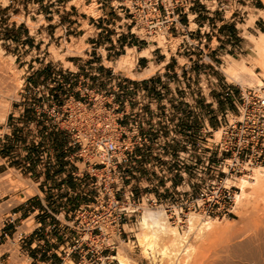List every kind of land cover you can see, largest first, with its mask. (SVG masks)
Instances as JSON below:
<instances>
[{
  "label": "built area",
  "instance_id": "obj_1",
  "mask_svg": "<svg viewBox=\"0 0 264 264\" xmlns=\"http://www.w3.org/2000/svg\"><path fill=\"white\" fill-rule=\"evenodd\" d=\"M109 9L125 25L130 37L145 41L185 30L181 17L187 18L191 10L225 12V4L222 0H111ZM189 33H182L177 52L187 55L200 68L201 59L194 57L203 53L205 39L194 41ZM94 68L93 75L77 80L65 78L57 70L43 84L34 85L26 78L19 109L21 113L32 110L34 121L19 123L12 119L14 125L7 124L11 128L25 127L24 131L45 127L52 136L66 135L62 147L54 145L55 152L41 148L36 173L26 175L29 180L33 177L39 188V178H53L60 168L62 180L70 177L78 186L76 196L88 202L75 211L72 222L64 229L58 227L57 219L47 222L44 237L60 229L61 241L54 251H44L43 237L28 240L42 228L35 226L41 215L39 208L28 204L35 195L18 192L24 201L15 206L9 204L8 210L2 212L0 232L16 222L9 212L25 206L30 214L19 226L31 220L33 229L21 234L18 244L25 245L29 253H35L37 258L44 253L50 261L56 257L61 262L75 256L72 264H112L120 244L130 242L126 235L133 233L143 214L163 215L173 225H181L190 215L209 220L231 218L240 194L237 179L245 177L252 168L264 167V82L260 86L239 87L236 96L227 88L234 115L229 121L230 112H225L224 122L216 129L205 123L197 107V112L192 111L195 120L187 119L178 102L191 105L185 98L177 97L172 102L176 105H162L165 111L156 113L150 124L151 117L141 98H145L148 87L161 90V85L151 81L149 85L134 84L111 67ZM170 91L171 94L174 89ZM115 93L125 97V112L114 101ZM137 97H141L139 101ZM165 99L169 101L160 98ZM174 107L179 110L174 112ZM10 153L13 158L14 153ZM29 167L30 162H24L17 171L21 175ZM67 195L71 196V189ZM44 211L52 217L46 208ZM21 227H15L16 234ZM14 239L15 236L6 238L5 242L14 245ZM6 254V259H10L9 251ZM18 256L28 258V253L19 247Z\"/></svg>",
  "mask_w": 264,
  "mask_h": 264
},
{
  "label": "rangeland",
  "instance_id": "obj_2",
  "mask_svg": "<svg viewBox=\"0 0 264 264\" xmlns=\"http://www.w3.org/2000/svg\"><path fill=\"white\" fill-rule=\"evenodd\" d=\"M68 1L69 0H0V140H4L7 124L11 123L14 125L11 121L12 119L19 123H32L34 121V113H32V110H26L21 113V109H19L22 99L21 90L25 85V78H33L36 80L35 74L37 71H39L42 66H47L49 63L45 65L43 62L38 61L30 63L27 69L28 71L31 68L33 70L29 75H26L27 71L21 69L23 65H25V63L22 62L23 58H53V60L62 62L64 58L74 56H81V58H84L83 51L88 48L84 44V40L90 35V32H87L81 38L77 36L76 38L75 36L71 37L69 26L66 25V23L70 21L67 17L71 16V13L67 11L68 15H65L64 8L65 6L69 8L71 4L81 6L82 12L93 18H97L98 14L94 13L96 5L94 1H92L89 7H84L85 3L83 0ZM222 1L225 4V12L208 13L209 15L203 12L204 14L199 16L196 20H208V25L210 26L203 30V34L206 37L204 43L206 52L210 53L211 48L223 50V63L222 66H218V71H216L220 79L214 82L216 85L215 90L207 94L209 98H213V101L217 102L221 111L222 109H226L230 112L228 116L230 121L232 115H234V110L231 108L232 100L230 101V97L227 96L228 93L226 89L228 88L236 96L239 87L244 89L254 84H259V80L264 82V71L258 67L254 55L247 50L249 37L255 39L260 33L264 32V21L261 16L264 5L260 0ZM37 2H44L43 6L45 9L49 6L61 7V9L58 10L62 12L60 15L57 10L50 12L52 16L56 17V15H58L57 20H59L60 24L56 27V31L53 29L50 30L51 27L43 28V17H35L36 10L39 9L32 6V4ZM48 2H51V5H48ZM59 2L64 3L65 6H60ZM210 2L211 1H208V6L211 5ZM45 9L44 11H46ZM7 13H9L8 16H6ZM48 13L49 12L46 11V14ZM52 16L47 17L46 20H52ZM83 18L86 17L83 16ZM189 19L190 29L193 30L195 26L191 22L192 17H189ZM117 20L118 22L120 21L119 18H117ZM12 23L18 25V28L14 31H11V27H8V25ZM24 24H26L31 33L30 40L34 42L33 45H31L32 48L28 47L25 50L23 48H17L19 39L24 35V31H19V26H24ZM82 24V28L85 29L86 24ZM211 24L213 26H211ZM59 26H61V28H59ZM113 32L114 31H112V33ZM112 33L108 30V35ZM48 36H50V38ZM180 41L181 38L173 34L172 36L165 35L149 38L145 41H139V43L142 44L147 42V44L145 43V47L149 50V54L156 49L152 55L157 58H159L160 53L165 57L167 54L180 57L181 55L177 52ZM40 44L49 45L48 52L45 51V46L39 47ZM100 52L105 56L102 50ZM126 53L127 50H125V52H118L113 62L108 64L105 63V66L111 67L119 75L131 77L125 71L115 69L116 61ZM133 53L135 52L133 51ZM136 55L137 53H135V56ZM230 56L231 59L234 60L231 61V63L240 65L242 62H245L249 66L251 69V76L245 77V79L248 80L247 82L250 81V85L245 81L238 83L231 81L222 73V70L228 65ZM183 63V59L178 60V76L177 73H173L170 75L169 81L166 82L169 88H174L173 93H171L170 101H175V97L181 98V100L186 97L184 95H179V93H183V91H178V88H183L182 85L183 83L185 84V78L181 76L179 71L180 65ZM175 66L176 63H173L171 72H173ZM124 69L130 71L133 68L130 69L126 66ZM205 81L210 82L209 79H204V84ZM170 92L172 91H169V93ZM183 105H186L184 101L178 102L179 108ZM205 106L209 107L210 105ZM173 110L175 112L179 109L178 107H174ZM203 114L205 119L207 115H209V113ZM211 118V120L215 119V117ZM221 121L222 123L224 122L223 118H221ZM23 128L25 127L12 126L11 137H9L11 145H9V147L11 152L14 153L12 156L13 158L8 159L6 162L0 159V167L3 168V170H1L3 173L0 174V203L7 200L9 196L14 195L8 202L0 205V215L3 211L8 210L7 206L9 204L15 206L24 201V199L22 200L18 196L19 191L24 192L26 196H33L37 193V181L33 180V177L29 180L26 174L30 172L34 176L36 173V167L40 165L38 156L42 152L41 148L48 150L49 153H53L56 151L54 145H57L59 149L67 141V136L63 135V133L52 136L50 133L46 132L45 127L39 131H37L36 128H29L24 131ZM1 145L4 146L3 143H1ZM6 149V147L0 148V156L9 153V150ZM28 161L30 162V167L22 171L20 175V172L17 170L23 166L24 162ZM8 162L9 164L5 165V163ZM80 168H82V166H80ZM249 187L250 183L246 185L244 197L242 196L239 198V204L236 205L234 215L226 220H213L218 231L214 234H206L203 238L198 235L204 222H202L200 216H198L199 218L195 216L196 220L192 225L193 228L190 230L187 229V222L181 225H173L168 223L163 216L162 218L167 223V226L175 228L182 237L179 244L177 243L178 241H172L171 238H161L160 248L162 246L168 247L172 243L174 244V242L178 244V246L175 244V246L172 247L171 245V247H169L171 250L170 252L174 253V255L163 257L158 251L153 255H150V252L148 256L143 254V250L136 242L137 236L141 233L139 228L141 218L137 219V224L135 225L133 233H127L126 235L130 242L128 244L121 243L117 253L127 258L131 264H264V185L256 193H253L251 190L252 188ZM155 218H157V216ZM32 229L31 220L24 222L23 226L19 228L18 233L15 235L14 245L9 241L5 242V240L0 237V264H33L28 258L18 256V250L19 247H21L20 244H18L20 235L30 233ZM7 251L11 254L10 259H6ZM112 264L118 263L114 261Z\"/></svg>",
  "mask_w": 264,
  "mask_h": 264
},
{
  "label": "crops",
  "instance_id": "obj_3",
  "mask_svg": "<svg viewBox=\"0 0 264 264\" xmlns=\"http://www.w3.org/2000/svg\"><path fill=\"white\" fill-rule=\"evenodd\" d=\"M61 1V0H59ZM84 1V7H89L92 3V1L95 2L96 8L94 9V13L98 14L97 18H93L92 16L86 15L81 10V6H76L71 4L69 8H66L64 3L59 2L60 6H65L64 11L65 15H68L67 11L71 13V16H68L67 19H70L66 25L69 26V30L71 31V37L81 38L84 36L87 32H90V35L84 40V44L88 47L83 51V57L81 56H74L70 58H64L63 62L59 60H53V58H23L22 62L25 63L21 69L26 70V75H29L32 72V68L28 71V66L30 63L43 62L44 65L48 64L47 66H42L39 71L35 74L36 80L33 78H29V80L34 85L43 84L44 82L50 80L51 74L53 70H57L59 73L65 75V78H68V76L73 77L75 80L82 76H89L93 75L94 67L100 66L105 69L108 67L105 66V63H112L115 59L114 57H117L118 52H125V50H131L137 53L146 52L147 56L137 57L136 62L133 64V69L129 71V74L131 77H126L123 75H120L121 77H124L128 80H131L138 84H144L149 85V82H153L154 84H160V88L155 87H148L147 92L145 93L144 97H137L138 101H143V104L145 105V110L149 112L150 120L149 123H154L155 121V114L160 113L162 111H165V109L162 107V105H166L168 107V102L170 101V93L169 88L166 82H168L170 75L173 73H177V66H178V60L183 59L184 63L180 65V73L183 78H185V84L183 83V88H178L180 91H183V93H179V95H184L185 101L189 102L191 106H181L180 110L184 114V116L187 119H193L195 120V115L192 111L197 107L198 111L202 113L201 116L204 118L203 113H209L207 115L206 119L204 118L205 123L208 124V126L211 129H216L219 124H221V118L225 112H229L226 109L220 110L218 107V104L216 101H213V98H209L208 94L210 91L215 90V84L214 82H217L220 79L219 74L216 73L218 71V66H222L223 63V50L222 49H216L211 48V52L207 53L205 50V47L203 49V53L201 55H196L194 58H197L198 61L201 59V63L203 65L200 68H196L194 62L190 61L189 57L187 55H181L174 56L167 54V56H163L161 53L159 54V58L156 56H153L152 53L156 51H151L152 53L149 54V50L147 47H145V43L140 44V40H136L133 37H130L128 35V29L122 25L117 20V16L115 14H112L109 9V2L111 0H83ZM68 2H71L70 0ZM44 2H37L35 4H32V6L37 7L36 15L35 17L42 16L44 20L43 28L45 27H51L50 30H57V26L60 24L58 19V15L52 16L50 12H53L54 10H57V12L62 14L61 11H58L61 9V7H45L43 6ZM48 5H51V2H48ZM6 9V8H3ZM49 12L46 14V11ZM204 13L202 11H198L197 9L191 10L189 14H187L186 17H181V24L185 27V30L177 31L174 35L176 37H182V33L185 31H190L189 36L190 39L196 41V40H204L206 41V37L203 34V30L206 27H210L208 24V20L205 21H199V16L203 15ZM9 13L6 14L8 16ZM52 20H46L47 17H51ZM85 16L86 18H83ZM5 17V16H3ZM189 17H192V24L195 26V29H190V19ZM86 24V28L83 29V24ZM211 26H213L211 24ZM8 27H11V31H14L18 28L17 24H10ZM61 28V26H59ZM114 31L111 35H108V30ZM19 31H24L23 37H21L17 43V48L24 50L28 47L32 48L31 45H33V41L30 39V31L27 28L26 24L24 26H19ZM119 31V32H118ZM50 38V36H48ZM10 41V40H9ZM8 42V41H7ZM205 43V42H204ZM205 45V44H204ZM45 46V51L48 52L49 45L46 44H40L39 47ZM23 50V51H24ZM103 51L105 53V56L101 54L100 51ZM72 51V50H71ZM22 52V51H21ZM134 53V54H135ZM150 55V56H149ZM229 56V55H228ZM234 61L231 59V56L229 57L228 64ZM173 63H176V66L173 69V72H171V66ZM66 64V65H65ZM221 64V65H220ZM205 65V66H204ZM225 69V68H224ZM223 69V70H224ZM222 70V73H223ZM146 74H143L145 73ZM132 73V74H131ZM34 75V74H32ZM178 76V73H177ZM180 76V74H179ZM185 76V77H184ZM182 78V79H183ZM227 78V77H226ZM26 79V78H25ZM210 80V82L205 81ZM94 80V78H92ZM209 83V84H208ZM75 85V84H74ZM73 85V86H74ZM155 86V85H154ZM219 89V88H218ZM207 91V92H206ZM110 92V91H109ZM122 94L115 93L112 94L114 101L117 102L120 107V110L126 111V105L127 103L124 102L125 97L121 96ZM140 96V95H139ZM167 98L164 101H161V97ZM160 100V101H159ZM231 101V100H230ZM167 104H166V103ZM232 109L234 110L233 102L231 101ZM174 103H170L169 106L173 107L175 106ZM205 105H210L209 107ZM219 108V109H218ZM130 110V108H129ZM158 111V112H157ZM167 111V110H166ZM197 112V110L195 109ZM211 117H215V119L211 120ZM221 117V118H220ZM127 120V118H126ZM12 128L7 127V130L5 132L4 140H0V148L6 147V150H9V153H6L2 156H0V159L3 162H6L8 159H10L9 156H11V150L9 145H11V140L9 137H11ZM1 143L4 144V146L1 145ZM8 163H5V165H8ZM2 167H0V174L3 173ZM72 170V168H71ZM69 174V171H67ZM72 173V171H71ZM55 177L51 176H45L43 178H39V181H41L40 187L37 188V193L35 194V199L31 200L28 204H34L37 208L40 210V216L36 218L35 226H41L42 228L40 231L35 232L34 235L28 238V240H32L34 237L38 238H45L44 242V251H54L61 241V237H59L60 229L54 230L50 232V235L48 237H44V229L47 227V222H55L54 220L57 219L59 224L58 227L61 229H64V225L72 222L73 215L75 211L85 205L88 200L86 198H82L81 196H76V192L78 193V186L74 182H72L70 177H67L64 181L62 180L64 178V174L62 173V169H58L55 171ZM71 189V196L67 195V192ZM74 192V193H73ZM73 195V196H72ZM14 196V195H13ZM13 196H9V199ZM19 196V195H18ZM20 197V196H19ZM9 199L5 200L2 203L7 202ZM0 203V205L2 204ZM45 208L47 209V212L50 213V215L53 217H48L46 212L44 211ZM30 212L25 206H17L13 210L9 212V215H13L16 218V222L13 225L7 224L5 228L0 232V236L3 240L6 238L14 237L15 227H21L19 224L25 219ZM66 232H69L68 230ZM73 235L71 231V236ZM52 236H57V239L53 240L51 239ZM25 253H28V258L30 259L31 263L33 264H69L71 261V264L75 262L76 257L71 256L69 261L64 260L61 262L58 258L53 257V259L50 261L48 259V255L41 254L39 258H37V255L35 253H29L27 251V248L25 245H21Z\"/></svg>",
  "mask_w": 264,
  "mask_h": 264
},
{
  "label": "bare ground",
  "instance_id": "obj_4",
  "mask_svg": "<svg viewBox=\"0 0 264 264\" xmlns=\"http://www.w3.org/2000/svg\"><path fill=\"white\" fill-rule=\"evenodd\" d=\"M260 1L264 5V0H260ZM261 16L264 21V9L261 12ZM159 36H165V35H159ZM247 50L254 55L258 67L262 71H264V32L260 33L259 36L255 39L249 37ZM142 56L143 57L147 56V53L142 52L135 56V54L132 53L131 50H127V53L121 56L116 61L115 69L123 70L126 73H129V70H125L124 68L128 66L131 69L133 67V64L136 62L137 57H142ZM143 74H146V72ZM223 74L227 77V79L231 81L237 83L244 81L247 82L248 80H246L245 77L251 76V69L245 62H242L240 65H235L230 62L227 65V67L223 70ZM247 83L250 85V81ZM260 84L261 81L259 80V84H254L249 87L260 86ZM248 171L249 172L245 177H239L237 179L238 180L237 186L241 191V194H239L238 197L236 198L237 205L239 204V200H240L239 198L245 194V188L247 184L250 183V187L252 188L251 190L253 193L258 192L264 185V167L252 168ZM195 216L198 217L197 215H190L189 218L187 219L186 221L187 229L190 230L193 228L192 225L196 220ZM155 217L156 216H151L149 214L142 215L139 222V228L141 230V233L139 236H137L136 242L138 246L143 250L144 255L148 256L149 252L150 255L151 254L153 255L154 253H157V251L163 257H169V255H174V253L170 252L171 250L169 247H171V245L173 247L177 243L179 244L182 237L175 228L167 226V223L162 218L163 215H158L157 218ZM201 220L202 222L203 221L204 222L198 232L199 237L203 238L206 234L207 235L214 234L218 231L217 228L215 227V223H214L215 220L213 221L204 218H201ZM162 237L163 238L168 237L171 238L172 241H176V242L178 241V242L177 243L174 242V244L172 243L168 247L161 245L162 247L160 248V241L162 240L161 239ZM178 244L176 246H178ZM115 260L117 261L118 264H131L130 261L124 256H122L120 253H117V255L115 256Z\"/></svg>",
  "mask_w": 264,
  "mask_h": 264
}]
</instances>
